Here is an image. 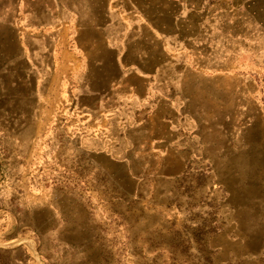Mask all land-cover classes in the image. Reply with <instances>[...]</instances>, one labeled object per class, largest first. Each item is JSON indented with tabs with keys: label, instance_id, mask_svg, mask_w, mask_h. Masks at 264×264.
I'll use <instances>...</instances> for the list:
<instances>
[{
	"label": "rangeland",
	"instance_id": "rangeland-1",
	"mask_svg": "<svg viewBox=\"0 0 264 264\" xmlns=\"http://www.w3.org/2000/svg\"><path fill=\"white\" fill-rule=\"evenodd\" d=\"M141 1L76 44L73 7L0 0V264H264V0H145L165 36ZM123 32L165 73L94 111L83 55Z\"/></svg>",
	"mask_w": 264,
	"mask_h": 264
},
{
	"label": "crops",
	"instance_id": "crops-1",
	"mask_svg": "<svg viewBox=\"0 0 264 264\" xmlns=\"http://www.w3.org/2000/svg\"><path fill=\"white\" fill-rule=\"evenodd\" d=\"M49 4L37 9V7L25 9V0H17L18 10L22 13L27 12L28 16L32 20V24L38 27L42 26H60L62 23L59 21L62 18L61 11H68L67 8H74L71 10L75 18L76 24L72 28V32L75 34L74 41L76 44L79 42L81 36L85 33L104 32L107 23L104 20L106 18H120L122 8L119 6L117 0H48ZM72 1L76 2H88L89 10H91V21H95L91 24L80 23L82 10L86 11L84 6H73ZM143 2L144 12L142 13V21L145 26H153L158 28V32L165 36L168 33V26L165 25L166 21L161 18L160 14H153L152 1ZM118 6V9L116 8ZM158 16V17H157ZM39 21L37 22V18ZM66 24L68 29L69 24ZM47 24V25H46ZM142 25V24H141ZM147 29V28H145ZM152 29V28H150ZM126 32V31H125ZM125 32L121 33L116 42L107 40V44L98 45L95 52L86 51L83 55V63L85 65L83 76V83L78 85V93L80 98L90 100L91 105H87L92 110H98L105 106V102H114V100H134V97L142 98L145 95L152 94L154 85H150L154 71L159 64V71L163 75L165 73V65L151 59V42L149 39V45L143 44L139 48L135 49L132 45L129 46L125 42ZM94 38V37H93ZM80 46V45H79ZM88 52V53H87ZM65 58H61L59 55L54 60L56 65L57 75L72 74V71L77 68L81 61V56H76L75 53L66 50ZM129 54L132 58H127ZM139 57V58H138ZM61 66V67H59ZM137 86L143 92L137 90ZM121 90V93L119 91ZM135 101V100H134Z\"/></svg>",
	"mask_w": 264,
	"mask_h": 264
}]
</instances>
